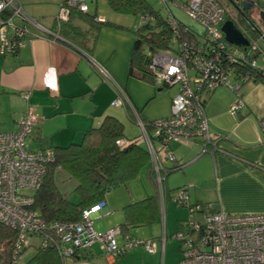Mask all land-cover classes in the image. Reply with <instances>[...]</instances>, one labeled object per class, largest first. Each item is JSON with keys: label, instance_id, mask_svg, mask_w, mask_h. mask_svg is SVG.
Here are the masks:
<instances>
[{"label": "crops", "instance_id": "0c3cea01", "mask_svg": "<svg viewBox=\"0 0 264 264\" xmlns=\"http://www.w3.org/2000/svg\"><path fill=\"white\" fill-rule=\"evenodd\" d=\"M18 1L37 28H29L26 21L16 22L28 26L23 46L15 53H0V132L15 130L28 106H33L38 116L33 126L37 149L62 146L81 138L85 130L97 126L106 114L123 121L128 137L143 132L138 122L127 119L124 107L112 105L117 98V85L123 86L132 38L127 37L125 44L119 47L105 43L88 51L64 37L57 39L51 34L61 0ZM51 7L55 12L48 13ZM100 67L113 80L106 78ZM250 82V85L242 84L241 93H236L244 102L237 114L230 112L235 101L228 90H225L228 94L222 96L217 89L207 98L205 114L209 131L222 136L215 150L204 151L201 141L194 139L170 141L166 146L174 161L183 162L184 166L171 170L170 173L176 172L172 178L168 177L170 173L163 174L164 201L160 200L158 188L151 182L152 176L142 172L153 185V192L158 194V216L152 224L144 225L152 228V234L137 237L154 239L156 250L150 253L142 247L127 256H165L169 237L175 238L174 234L185 228L191 214L198 219L196 213H201L198 210L192 213L188 204L205 205L206 211L211 212L264 213V130L259 123L264 117V82ZM124 88L129 98L127 105L138 109L137 98L129 92L127 85ZM251 89L255 91L254 97ZM23 92L28 95L23 96ZM47 135H50L49 141L43 143L42 139ZM158 160L164 169L174 162L160 153ZM170 178L171 185L168 183ZM180 189L185 190L187 196L185 205L177 204L173 199ZM122 196L126 199H118L111 208L106 198L100 216L94 220L108 215L114 217L105 225L98 223L94 227L97 232L102 233L123 221L122 207L131 201L125 194ZM34 238L30 243L35 249L39 241L34 243ZM88 256V259H68L67 264L117 262L106 255L101 242L92 245Z\"/></svg>", "mask_w": 264, "mask_h": 264}, {"label": "built area", "instance_id": "2783aa9c", "mask_svg": "<svg viewBox=\"0 0 264 264\" xmlns=\"http://www.w3.org/2000/svg\"><path fill=\"white\" fill-rule=\"evenodd\" d=\"M167 1L162 0L166 6ZM174 3L206 30L209 37L217 42L218 49L229 44L221 31L228 11L220 0H174ZM72 10L87 12L86 1L61 0L55 17L57 28L62 22L69 20ZM16 18L24 22L32 21L18 0H0V53L10 51L15 43L18 47L23 46V41L15 42L13 36L26 35L28 26L24 23L19 27L15 22ZM149 19L151 16L148 14L139 18L140 23ZM170 22L173 27H178L173 18ZM9 26L12 27L10 35ZM51 34L58 37L56 31H51ZM176 34H179L178 30ZM177 35L173 38L174 41L178 40ZM180 46L179 54L173 50H163L156 52L151 58L150 69L155 82L177 88L171 99L170 117L155 123V134H162V141L157 148L139 123L143 128L142 139L145 140L152 158L151 172L161 201H164L165 169L160 165L158 156L160 153L163 157L173 159L166 147L169 140L181 141L199 137L204 151H208V146L213 148L212 151L217 148L219 135L209 131L205 108L200 102L198 92L203 88L212 89L219 84L227 85L233 91L239 90L238 81H230L232 68L228 65L218 68L216 65L219 55L207 58L198 49L188 47L185 40L180 42ZM100 70L106 78L113 80L104 68L100 67ZM193 72L196 75L191 74ZM117 89L120 95H124L121 86L117 85ZM22 95L27 96L28 93L23 92ZM122 102L123 97L118 96L113 105L120 106ZM243 107V100L237 97L230 106V112L235 114ZM37 121L34 107L28 106L17 121L15 130L0 132V222L17 230L12 264H25L22 249L30 236H38L39 244L46 246L50 242L49 231L55 237L51 243L56 242L59 253L68 258L79 250L90 248L96 242L104 245L106 255L112 259L136 247H143L150 253L155 252L154 239L133 238L118 225L109 227L102 233L97 232L93 221L100 216L103 203L84 208L78 222L49 223L30 208L33 204L32 193L42 184L47 163L53 160L51 149L31 150L26 146V137L30 135ZM259 123L264 130V117ZM126 142V139L116 141L119 146ZM184 191L180 189L173 198L177 204H186L187 196ZM190 209L192 213L199 211V207ZM174 237L181 241L184 248L180 264H264V213L234 214L219 210L203 219H196L191 214L185 228L176 232Z\"/></svg>", "mask_w": 264, "mask_h": 264}, {"label": "trees", "instance_id": "16d2710c", "mask_svg": "<svg viewBox=\"0 0 264 264\" xmlns=\"http://www.w3.org/2000/svg\"><path fill=\"white\" fill-rule=\"evenodd\" d=\"M107 1L116 12L140 16L148 14L151 16V19L140 23L138 28L132 29L135 39L129 55V77L148 80L154 86L161 87L158 90L171 87L166 83L157 84L155 82L150 69L151 58L153 54L163 50H173L176 54H179L181 51L180 42L185 40L188 47L198 49L207 58L219 55L216 65L218 68L225 65L230 66L233 73L230 79L238 81L239 88L247 81L264 82V68L258 66L255 59L261 51L264 52V49L256 41L259 35L264 38V28L258 23L250 8L244 10V13L240 11L237 13L236 10L238 8H236V5L226 0L228 5L236 8V10L234 9L236 16L233 18L226 15L225 21L228 19L233 20L237 28L250 41V44L246 47H238L229 43L224 48L218 49L217 42L209 37L204 28L203 40L199 41L196 33L189 26L182 24L171 13L167 16L162 15L160 11L152 8L146 0ZM170 1L174 2V0ZM253 2V7L258 6L260 10H264V1L254 0ZM76 13H79L81 20L89 22L95 30L96 34L93 40V45H95L97 35L101 27L105 25L106 20L99 19L96 15L91 16L88 11L80 12L72 10L69 20L62 22L59 28L56 26V21L54 22L53 30L58 33L57 39L64 37L76 46L91 51L92 47L87 46L88 39L85 36L86 32L82 31L80 26L73 20L76 17ZM171 18L176 21L177 28L171 25ZM177 30L179 32L178 35L176 34ZM176 35L178 40L174 41L173 38ZM24 38L25 34L21 37L13 36L15 42L20 40L24 43ZM19 48L17 43H15L10 51L1 54L15 53ZM213 49L215 51H212ZM252 62H255V64L252 65ZM213 70L216 71L214 68ZM191 74L196 75L195 72ZM217 87L212 89L203 88L198 92V95L200 94V102L204 108L207 98L212 95ZM121 88L124 95H120L117 89V97H123V102L120 106L125 108L127 119L130 122L141 123L154 147L157 148V145L162 141V134H155V123L170 117L171 113L163 118L148 119L142 115L139 108L135 109L134 105H127V102H129L127 91L123 86ZM237 97L242 99L241 95H237ZM218 135L219 140L222 136ZM142 136L143 132L139 135L128 137L125 134L123 121L115 115L106 114L97 126H91L84 131L79 142H74V140L66 145L49 147L53 151V160L47 163V171L42 184L32 193L33 204L30 208L35 210L49 223L54 221L78 222L81 219V213L84 208L98 203H103L104 206L107 195L121 186H128L142 172H147L153 179L151 172L152 158ZM118 139H126L127 142L119 146L116 143ZM193 139L200 140L202 143L199 137ZM170 141L175 140H169L166 146ZM207 148L208 151L213 149L211 146ZM171 161H174V159ZM183 166V162L174 161L172 162V166L165 169L163 174L166 175L171 170L175 168L181 169ZM58 169H63L69 178L75 179L76 184L73 191L77 195L78 201L70 200L59 188L55 179V173ZM151 182L155 184L154 179ZM187 206L190 208L199 207V211L204 216H209L214 212L206 211L205 205L196 204L194 206L188 204ZM122 212L124 216L123 221L117 225L121 227L123 232L131 233L132 227L152 224L158 216L157 192L154 191L152 194H148L141 199L125 204L122 207ZM49 234L52 236H48L50 242L46 246L42 244L35 246L34 252L28 256V259L24 258L25 264H67L68 259L79 260L89 258L88 251L92 246L86 250L77 251L69 258L62 256L56 247V242L51 243L55 238L53 237V233L49 231ZM32 237L38 239V236H30L27 244L23 246V254L28 247L32 246L30 243ZM16 238L17 230L0 222V264H12ZM125 254L126 252L118 257H122Z\"/></svg>", "mask_w": 264, "mask_h": 264}, {"label": "rangeland", "instance_id": "374dc122", "mask_svg": "<svg viewBox=\"0 0 264 264\" xmlns=\"http://www.w3.org/2000/svg\"><path fill=\"white\" fill-rule=\"evenodd\" d=\"M85 1L89 8L88 10L89 15L91 16L96 15L97 18L106 20L105 25L101 27L97 35V40L95 45H93L94 35L96 34L95 30L93 29V27L89 22L87 21L84 22L81 20V15L79 13H76V17H74L73 20L76 24L80 26L82 31L86 32L85 36L88 39L87 42L88 47L89 46L95 47L96 45L99 46L105 43L107 45L114 44L117 45V47H119L120 45L125 44L124 40H126L127 37H129L128 39L132 38V45H133L135 36L132 29H136L139 27L140 15H132V14L116 12L110 7L107 0H85ZM146 1L149 3V5L152 8L160 11V13L164 16H167L171 13L182 24L189 26L196 33V36L199 39V41L203 40V33H204L203 27L197 22H195L187 13H185L184 10H182L179 6H177V4H175L170 0L167 1V6L162 2V0H146ZM220 1L225 5L228 11V15L234 18L236 16V12L234 8L231 5H228L225 0H220ZM179 3L182 4L181 2ZM247 3L250 4V1H247ZM52 5L54 4L52 3ZM41 6L43 5H40V7ZM38 7L39 5H36V8ZM250 9L252 10L254 17L258 20V23L261 24V20L259 16V12L261 10L259 9V7L258 6L253 8L250 7ZM53 11H54V7H51L48 13ZM30 17L31 16H29V18ZM16 19L15 22L20 21L19 19L17 20ZM28 26L29 28H35V29L37 28L33 22H29ZM11 32H12V27L9 26L8 35H10ZM256 41L259 44V46L262 49H264V38H262L259 35L256 38ZM255 59L257 65L264 68V52L261 51ZM230 81L234 83L233 79H230ZM250 84H252V82L247 81L243 85L246 86ZM125 85H127L129 92L133 96H135V98H137V104L143 116H145L148 119H157L170 115L171 109L169 107V102L177 92L176 86L165 87L162 90H158V88L161 87L154 86V84H152L148 80L138 79L131 76L129 77L128 67L126 70L123 87H125ZM244 86L243 89L245 88ZM217 89L219 90L218 91L219 93L220 92L222 93V96L227 95L228 92L232 93L234 96V101L237 99V95H239L242 91V87H240L237 92L235 91L233 92V90L230 89L227 85H219ZM225 90H228V92ZM238 92L239 94H236ZM250 92L254 97L255 95L254 89H251ZM35 135H36V131L33 128V131L30 133V135L26 137V146L31 150H37L36 147H38L36 141L34 140ZM49 136L50 135L43 137L42 142L48 143ZM31 138L33 139L32 143H30ZM79 139L77 138L74 142H79L80 141ZM173 174H176V172L170 173L168 177L172 178L174 176ZM171 178L169 179L168 182L169 185H171V180H172ZM55 179L61 191L70 200L75 202L78 201L77 195L73 191L76 184L74 178L71 177L69 178L63 169H58L55 173ZM153 190H154L153 185L149 182L145 173H141L139 177L136 178L135 180H132L128 184V186H121L120 188L116 189L115 191L107 195V199L109 200V206L111 208L112 204L115 205L118 199L121 198L126 199L124 198L125 196H122V193L123 195L125 194L130 201H134L145 197L147 194H152ZM130 197L132 198L130 199ZM113 217H114L113 215L112 216L110 215V217L108 215L106 217H101L98 220H94L93 227H96L98 223L101 225H105L106 222H108L110 219L112 220ZM196 217L198 219H203L204 215L203 213H196ZM151 230L152 228L150 226H135L131 228V232L133 236L134 235L135 236L134 237L132 235L131 236L136 239H146L140 237L151 235L152 234ZM34 240H35L34 243H37L39 241L37 238H34ZM138 248H142V247H136L126 252L125 256L118 257L116 264H180L183 258V249H184L183 245L180 240L175 238L169 237L167 252L165 256H127L129 253L140 250ZM33 250L34 248L32 246L28 247L26 254H24L26 255L24 256V258L28 259L27 256L31 255L33 253Z\"/></svg>", "mask_w": 264, "mask_h": 264}, {"label": "water", "instance_id": "95a60500", "mask_svg": "<svg viewBox=\"0 0 264 264\" xmlns=\"http://www.w3.org/2000/svg\"><path fill=\"white\" fill-rule=\"evenodd\" d=\"M264 1V0H262ZM244 9H249L251 4L243 2ZM262 28H264V10L259 12ZM221 31L224 34L225 40L238 47H246L249 45V40L243 35L240 29L234 24L233 20L228 19L221 25ZM258 31V29H257Z\"/></svg>", "mask_w": 264, "mask_h": 264}, {"label": "flooded vegetation", "instance_id": "af4514ba", "mask_svg": "<svg viewBox=\"0 0 264 264\" xmlns=\"http://www.w3.org/2000/svg\"><path fill=\"white\" fill-rule=\"evenodd\" d=\"M226 1V0H225ZM247 1H250V7L251 8H253V5H254V0H228V2H232V3H234L235 5H236V8H238L237 10H236V8H234L235 10H236V12L238 13L239 11L240 12H242V13H244L243 11L244 10H247V9H244V4H243V2H247ZM262 24V23H261Z\"/></svg>", "mask_w": 264, "mask_h": 264}, {"label": "clouds", "instance_id": "9594fccd", "mask_svg": "<svg viewBox=\"0 0 264 264\" xmlns=\"http://www.w3.org/2000/svg\"><path fill=\"white\" fill-rule=\"evenodd\" d=\"M52 71L54 72L55 70H54V69H52Z\"/></svg>", "mask_w": 264, "mask_h": 264}]
</instances>
